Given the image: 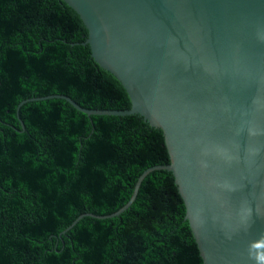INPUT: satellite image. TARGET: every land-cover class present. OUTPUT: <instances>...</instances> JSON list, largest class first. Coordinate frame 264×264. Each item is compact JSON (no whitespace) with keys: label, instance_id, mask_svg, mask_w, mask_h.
<instances>
[{"label":"trees","instance_id":"trees-1","mask_svg":"<svg viewBox=\"0 0 264 264\" xmlns=\"http://www.w3.org/2000/svg\"><path fill=\"white\" fill-rule=\"evenodd\" d=\"M61 0H0V264H202L161 131L128 110ZM23 124V126L21 125Z\"/></svg>","mask_w":264,"mask_h":264},{"label":"water","instance_id":"water-1","mask_svg":"<svg viewBox=\"0 0 264 264\" xmlns=\"http://www.w3.org/2000/svg\"><path fill=\"white\" fill-rule=\"evenodd\" d=\"M88 31L91 57L124 88L128 110L163 134L202 264H259L264 254V0H61ZM23 126V124L21 123Z\"/></svg>","mask_w":264,"mask_h":264},{"label":"clouds","instance_id":"clouds-1","mask_svg":"<svg viewBox=\"0 0 264 264\" xmlns=\"http://www.w3.org/2000/svg\"><path fill=\"white\" fill-rule=\"evenodd\" d=\"M257 247H264V245L260 244V245H257ZM256 259H258L259 264H264V254H261Z\"/></svg>","mask_w":264,"mask_h":264}]
</instances>
